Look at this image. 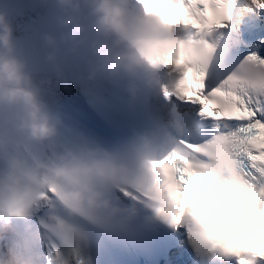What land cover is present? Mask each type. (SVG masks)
<instances>
[{
  "label": "clouds",
  "instance_id": "1",
  "mask_svg": "<svg viewBox=\"0 0 264 264\" xmlns=\"http://www.w3.org/2000/svg\"><path fill=\"white\" fill-rule=\"evenodd\" d=\"M44 29L40 49L27 51L0 7V239L14 238L3 264H89L87 246L97 230L138 225L154 232L167 223L168 193L155 162L186 152L191 120L177 95L181 56L195 58L213 33L197 32L169 15L178 0H39ZM253 19H258L253 14ZM218 51L226 43L211 40ZM58 79L70 76L121 84L131 100L163 101L166 113L128 140L108 143L53 107L38 63ZM226 133L202 138L207 174L178 192L188 199L184 219L199 225L193 206L220 217L218 240L191 246L197 264H264L245 248L264 238L252 180L240 168ZM188 176V175H187Z\"/></svg>",
  "mask_w": 264,
  "mask_h": 264
},
{
  "label": "snow or ice",
  "instance_id": "2",
  "mask_svg": "<svg viewBox=\"0 0 264 264\" xmlns=\"http://www.w3.org/2000/svg\"><path fill=\"white\" fill-rule=\"evenodd\" d=\"M179 7L169 15L191 24L197 32L213 33L195 58L181 56L177 67L182 78L177 95L190 117L194 139L186 152H174L156 161L162 188L168 193L167 223L173 232L183 236L190 246L218 240L220 217L203 206H193L192 215L198 223L184 219L188 199L178 192L191 187L182 171L192 168L200 179L207 174V155L202 143L196 141L214 133H226L238 157L241 170L251 178L256 214L264 219V36L257 43L247 39L264 31V0H178ZM258 19H253V14ZM218 40L228 50L218 51ZM245 248L264 255V238L254 236ZM239 264H251L247 257Z\"/></svg>",
  "mask_w": 264,
  "mask_h": 264
},
{
  "label": "bare ground",
  "instance_id": "3",
  "mask_svg": "<svg viewBox=\"0 0 264 264\" xmlns=\"http://www.w3.org/2000/svg\"><path fill=\"white\" fill-rule=\"evenodd\" d=\"M23 13V12H22ZM27 15V13L25 14V16ZM22 42V44H26V42L25 41H21ZM39 44V43H38ZM39 49H40V46H39Z\"/></svg>",
  "mask_w": 264,
  "mask_h": 264
}]
</instances>
